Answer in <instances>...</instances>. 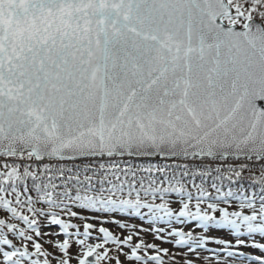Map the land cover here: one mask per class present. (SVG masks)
<instances>
[{
	"label": "snow or ice",
	"instance_id": "1",
	"mask_svg": "<svg viewBox=\"0 0 264 264\" xmlns=\"http://www.w3.org/2000/svg\"><path fill=\"white\" fill-rule=\"evenodd\" d=\"M124 156L198 162L202 177L216 173L211 187L219 195L193 184V197L171 171L187 176L188 164L94 163ZM81 159L89 162L76 163ZM245 172L259 194L222 192L217 181H242ZM171 193L181 197L179 211L166 199ZM229 197L241 210L203 207L206 199L227 204ZM73 206L140 216L146 208L188 252L209 237L173 222L195 221L205 232L227 228L237 245L245 234L264 237V0H0V210L10 213L0 218V245L7 246L0 264H52L40 242L49 235L45 222L77 237V264H123L120 254L164 264L167 248L133 244L131 234L100 227L102 242L87 243L94 224L80 232L61 218L87 219ZM153 231L164 239V228ZM252 246L262 254L248 259L264 264V243ZM55 247L63 253L56 264H70V239Z\"/></svg>",
	"mask_w": 264,
	"mask_h": 264
},
{
	"label": "trees",
	"instance_id": "2",
	"mask_svg": "<svg viewBox=\"0 0 264 264\" xmlns=\"http://www.w3.org/2000/svg\"><path fill=\"white\" fill-rule=\"evenodd\" d=\"M115 162L117 163L120 168H124L126 165H130L133 169L136 168L137 165H143V166H147V165H158V166H163L164 164H168V165H172V164H188L189 168L187 169V171L189 172V175L187 176H182L180 175L183 171H185L182 168H177V169H172L171 171H175L177 173V177L178 179H180L183 184L185 185V188L188 192H191L193 197H195L197 195V189L196 187L193 186V184L195 185H201L203 184V187L207 190V192H209L214 198L216 196L219 195V193L216 192L215 189H213L211 187V184L214 182L213 181V177L216 175L215 172H213L211 175L209 176H201L199 174V172L197 171V163L198 162H193L191 160H133V159H103L102 161L100 159H95V164H98L100 162ZM89 162L88 160H83V161H76V163L79 164H83V163H87ZM257 174H259V168H257ZM193 173H195V175H193ZM91 174V173H89ZM138 176H144L147 177L148 173H142V172H138L137 173ZM154 177L159 179H163L162 174L160 173H153ZM121 179L124 178L123 173L120 174ZM244 179L242 181H236L235 178H233V182L228 181L227 179H224L222 182L217 181L218 185L221 187L222 192H227L230 188L232 189L233 193L235 196H239L241 193H243L244 195L247 196H251L253 194V192H256L257 194H259V189L260 186L259 184H253L251 182V179L249 177V173L245 172L244 173ZM131 177H129L130 179ZM108 179H113V177L109 176ZM166 186V185H165ZM105 187H107V185H105ZM167 200L170 201V207H172L174 210L179 211L180 208V200L181 197L176 194V193H171L166 197ZM184 199L186 200V197H184ZM159 199H157L156 203H159ZM210 202H217L220 204V206L222 207H228L229 211H239L241 210L239 208V203L240 201L237 199H234L233 197H229L228 198V203L224 204L223 201H208L207 199L204 202L203 207H206L207 203ZM195 203V200H193V204ZM258 207V205H257ZM73 211H77L80 213L81 216H86L87 219H80L79 217H69V216H62V219L65 220H71V223L79 225V230L80 232H83L84 230V224L85 223H91L94 224L96 227L94 229L91 230V232H93L95 234V236H102L103 234L99 232V228L100 227H105V228H109V231H111L112 233H121L120 228L118 227V225L120 224H124L123 219L121 218H117V216H130L132 218H136L138 219H145L146 221H149L151 224L153 222H151L148 218L147 212L148 210L145 209H141V212L144 213L145 215L140 216V215H129L127 212H123L120 210H116L114 212H99L96 211L94 209H79L76 206H73L72 208ZM245 211L250 212V209H246ZM217 215H219L217 213ZM10 216V213L6 214L3 210H0V218H5L7 219ZM90 216H95V218H92ZM16 223H20L21 227H25V225L22 224V222L19 221H13ZM117 222H120L119 224ZM162 223V222H161ZM161 223H156L158 225H162ZM51 225L54 224H47V222H45L44 225H42V231L48 230L49 227H51ZM150 224H148L149 226ZM197 222L195 221H191L189 223H187L184 227V231H191L193 232L194 235H205L208 236V232L212 235H216L217 237H221L222 235H227L228 233H230V230L227 228H217L215 226H212L208 229L207 232H205V230L203 228H198L197 226ZM60 226V225H59ZM152 226V225H151ZM178 226H182V224H178L173 222V227H178ZM154 227V226H152ZM156 228V227H155ZM76 231V229L72 228L69 229ZM116 235V234H115ZM247 235V234H246ZM9 236H11V234H9ZM121 236V234H120ZM210 239L212 240H207L211 243H213V240H215L214 238L210 237ZM248 239H251L250 241L253 242L255 241L256 243H264V237H262L260 234H254L253 236H249L248 235ZM42 240V239H41ZM18 243H21V240L18 239ZM42 243V241H41ZM206 244V243H205ZM44 248L46 249V245H43Z\"/></svg>",
	"mask_w": 264,
	"mask_h": 264
},
{
	"label": "rangeland",
	"instance_id": "3",
	"mask_svg": "<svg viewBox=\"0 0 264 264\" xmlns=\"http://www.w3.org/2000/svg\"><path fill=\"white\" fill-rule=\"evenodd\" d=\"M92 218H95V216H91ZM117 218H121L124 220L125 225H127V227H121L120 225H118V227L121 230V233H115L116 236L123 238L125 236L128 235H132L133 236V241L132 243L135 244L137 242H139L140 240H143L146 244H157L159 247L161 248H167L169 250V252L167 254L161 252L160 255L162 256L163 260H164V264H184V261L186 259H192L193 261L196 262V264H253V262H251L248 257H243V256H249V255H243L241 253H239L238 257H234L231 255H224L220 253H209V252H205V251H200V250H196L194 252H188L187 248H178V247H174L173 243L167 241V239H159L157 236V233L154 232L153 230L155 228H152L151 225H145L148 223L143 222L144 220L141 219H134L130 216H117ZM162 227L165 229V226L162 225ZM109 230V228H108ZM170 230H165V232L163 233L164 238H167V233ZM45 232V231H44ZM49 233V235L45 236L42 238L43 241V245H46V249L52 253V255L49 257L50 260H52V264H56V258L57 257H61L63 256V253H61L59 251V249L57 247H55V243L57 240L63 241L64 239H70V255L72 256V260L70 262V264H77V261L75 260V255L77 253V250L79 249V245H77L75 243L77 237H67L58 227L56 226H52L49 227V229L46 231ZM121 234V236H120ZM209 240L210 237L214 238L215 240H213V242H217L220 240H225L228 241L229 246L231 247H240L238 250L244 252L245 254L250 253V254H256V255H261L262 252L260 249L258 248H254L252 245V243H247L250 241H245L244 244L242 245H235V240L234 238L231 236H223L222 238L217 237L216 235H211L209 234ZM79 238H83V237H79ZM103 240V236H91L87 243H98V242H102ZM174 240V238H173ZM243 240V239H242ZM247 240V239H245ZM50 242V243H49ZM213 244V243H211ZM220 244V243H217ZM217 246H222L221 245H217ZM0 247H7V246H3L0 245ZM106 248H108L109 251V255L115 257L117 255V251H116V245L113 244L112 242H109L107 245H105ZM124 250V252H130V248L128 245H122L121 246ZM30 250H33L30 248ZM155 249H149L148 252L149 254H152L153 252H155ZM141 255L144 254V250L141 249L140 250ZM185 253H187V255H185ZM197 253H199V255H197ZM204 257H207L208 259H204ZM35 258V257H33ZM120 258L123 261V264H138V262H136L135 260L132 261H128L126 257L123 256V254H120ZM42 259V258H41ZM103 264H115V261H105L103 262ZM149 264H154V262H149Z\"/></svg>",
	"mask_w": 264,
	"mask_h": 264
},
{
	"label": "water",
	"instance_id": "4",
	"mask_svg": "<svg viewBox=\"0 0 264 264\" xmlns=\"http://www.w3.org/2000/svg\"><path fill=\"white\" fill-rule=\"evenodd\" d=\"M124 157H128V156H124ZM128 158H135V159H173V158H163L160 156H153V157H128ZM91 259V258H90Z\"/></svg>",
	"mask_w": 264,
	"mask_h": 264
}]
</instances>
